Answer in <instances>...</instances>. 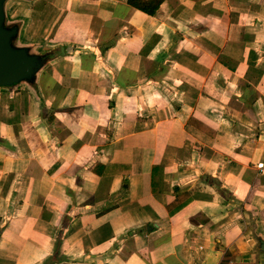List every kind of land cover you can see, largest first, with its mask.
I'll use <instances>...</instances> for the list:
<instances>
[{
	"label": "crops",
	"instance_id": "0c3cea01",
	"mask_svg": "<svg viewBox=\"0 0 264 264\" xmlns=\"http://www.w3.org/2000/svg\"><path fill=\"white\" fill-rule=\"evenodd\" d=\"M25 15L73 54L0 90V264H263L264 0Z\"/></svg>",
	"mask_w": 264,
	"mask_h": 264
},
{
	"label": "water",
	"instance_id": "95a60500",
	"mask_svg": "<svg viewBox=\"0 0 264 264\" xmlns=\"http://www.w3.org/2000/svg\"><path fill=\"white\" fill-rule=\"evenodd\" d=\"M34 1L0 0V90L11 92L23 87L40 102L39 74L58 57L72 55L73 50L72 47L67 50L65 46L25 40V12ZM252 239L257 250L264 255V239L254 232ZM57 259L58 248L43 264H56Z\"/></svg>",
	"mask_w": 264,
	"mask_h": 264
},
{
	"label": "trees",
	"instance_id": "16d2710c",
	"mask_svg": "<svg viewBox=\"0 0 264 264\" xmlns=\"http://www.w3.org/2000/svg\"><path fill=\"white\" fill-rule=\"evenodd\" d=\"M161 2L162 0H127L128 5L135 7L148 15H154ZM16 100L17 99H15L14 101ZM9 105L11 111L15 104L13 105L12 103H10ZM189 123L194 124V121L190 119Z\"/></svg>",
	"mask_w": 264,
	"mask_h": 264
},
{
	"label": "built area",
	"instance_id": "2783aa9c",
	"mask_svg": "<svg viewBox=\"0 0 264 264\" xmlns=\"http://www.w3.org/2000/svg\"><path fill=\"white\" fill-rule=\"evenodd\" d=\"M257 170L258 172H264V163L263 162H259L257 165Z\"/></svg>",
	"mask_w": 264,
	"mask_h": 264
},
{
	"label": "bare ground",
	"instance_id": "6f19581e",
	"mask_svg": "<svg viewBox=\"0 0 264 264\" xmlns=\"http://www.w3.org/2000/svg\"><path fill=\"white\" fill-rule=\"evenodd\" d=\"M30 257H32V256H30Z\"/></svg>",
	"mask_w": 264,
	"mask_h": 264
}]
</instances>
